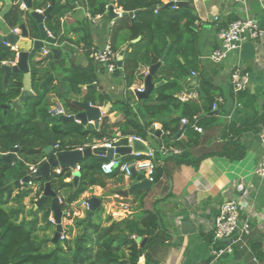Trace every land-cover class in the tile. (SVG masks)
I'll return each instance as SVG.
<instances>
[{"label":"trees","instance_id":"16d2710c","mask_svg":"<svg viewBox=\"0 0 264 264\" xmlns=\"http://www.w3.org/2000/svg\"><path fill=\"white\" fill-rule=\"evenodd\" d=\"M3 1V0H0ZM14 3L17 0H12ZM91 15L104 14L109 0H83ZM175 1V0H168ZM186 1L187 5L177 4L170 6L165 0H117V6L123 11L138 12L131 17L122 14L115 20L112 30V48L118 51L124 42H131L124 51V65L117 68V75L121 72L127 89L124 101L112 100L110 94L103 87L98 76V66L90 64L82 66L74 61L75 51L72 55H64L60 60L47 59L40 51H33L29 59L32 76V89L34 96L29 97L20 108L11 101L17 100L23 88L24 73L13 71L8 79L7 87L4 85V72L0 70V152L6 153L11 147L18 146L19 159L14 162L8 159H0V264H139L145 249L154 241L162 240V236L156 233L158 218L151 210H143L134 217L114 219L112 216L103 218L104 207L98 208L90 218L75 217L73 225H69L68 235L77 233L73 237L64 240L59 239L55 247L46 250L44 246L52 238L39 240L36 234L38 215L48 223L51 214V198L40 205L30 214L35 215L32 220L20 219L25 212L24 198L32 196L35 203L44 191L45 181L35 178L33 182L38 184L37 190L31 186L23 190V178L33 170V166L44 162L47 157L43 149L48 145L60 144V149L77 148L91 143L94 138H111L114 124H111L107 116L102 118L99 127L85 125L76 121H66L61 116L50 113V108L57 101L62 103L69 114H78L84 111L83 104L91 102L94 105L104 106L112 102L113 111H121L124 115L122 121L116 123L122 135L138 136L148 140V131L153 129L154 123L164 114L175 109H181V114L170 119L163 120L165 130L164 139L167 147L173 146L181 149V153L173 155L172 159L177 164L197 165L200 160L214 152L203 153L199 156L190 151L192 145L198 144L201 135L194 130L193 123L206 126L213 123L215 115L212 113L214 94L217 87L201 79L199 88L204 92V102L194 104L180 100L175 94L181 87V80L185 79L190 71L199 67V51L197 47L198 31L196 21L198 19L192 0ZM52 0H37L36 8L45 9ZM69 1L55 0L51 15L45 18V25L49 31L59 38L61 43L69 42L75 45L83 43L89 55L93 51L91 31L87 19L78 20L74 27L78 35L76 39L70 37V30L62 19L73 10ZM20 8L14 4L7 14L6 20L11 26H15L18 20ZM31 34L38 35V27L34 20L30 19ZM140 38L136 42L133 40ZM170 45L166 60L158 68L152 80L154 83L162 82L155 88L151 96L141 106L140 100H136L131 86L137 81L143 80L144 72L141 68L149 62L157 63ZM16 51L8 45L0 43V61L14 62ZM183 58V60H181ZM101 70L104 71L102 67ZM55 77L50 82L41 86L42 82L51 74ZM164 79V80H163ZM97 82L98 87L89 86ZM239 103L250 108L252 114L245 118L241 125L231 123L223 129L224 147L219 154L231 159L242 158L244 152L235 154L232 147H242L240 136L248 132L260 133L264 128V90L262 96L257 98L249 89L232 93ZM54 97V99H53ZM55 99H57L55 101ZM137 108L146 114V122L140 119ZM198 115V120L193 119ZM188 117L190 122L182 131L185 138L181 140V120ZM155 131H153L154 134ZM243 149V148H242ZM156 160L165 154L162 151H154ZM141 155L139 158H144ZM134 155L121 157V161L130 162ZM109 161L107 156L91 154L80 161L81 179L79 186L75 188L73 182L67 181L71 177L70 168H63L60 174L52 168L50 180L52 188L59 192L63 200V209L78 201L81 196L94 185H99L98 175H104L101 165ZM163 173L160 166L155 169V181H158ZM106 176L122 175L115 169ZM148 191H138L140 195L139 205H142ZM136 194V192H135ZM125 200H129L125 198ZM16 203L8 206L9 202ZM134 202V201H133ZM140 207V206H139ZM135 236H147L145 246H140ZM222 244L221 241H218ZM251 251L258 258L264 257V249L261 241L256 239L251 242Z\"/></svg>","mask_w":264,"mask_h":264},{"label":"crops","instance_id":"0c3cea01","mask_svg":"<svg viewBox=\"0 0 264 264\" xmlns=\"http://www.w3.org/2000/svg\"><path fill=\"white\" fill-rule=\"evenodd\" d=\"M62 1H69L74 6L73 10L62 19L65 26L70 30L72 39H76L78 36L74 30L78 20L87 19L94 48H101L108 41L112 42L111 28L118 17L112 19L105 12L100 19L92 22L87 16V12H90L83 0ZM165 2L169 1L165 0ZM192 3L198 17L196 29L198 31L199 67L194 70L196 72L195 76H192L190 71L186 78L181 80V87L176 91L175 95L182 101H190L201 105L204 102V92L199 88L201 79L204 78L217 87L214 94V102L218 99H220V102L218 103V108L212 110L215 119L213 123L203 126V132H199L201 135L200 142L190 147V151L195 156L207 152L214 153L202 158L197 165L177 164L172 159V156L181 153V149L165 145L163 136L165 130L163 129L162 121L176 117L182 111L181 109H175L162 115L155 122L158 124L159 129L154 127L149 129L148 140L143 139V141L147 142L153 151L160 150L165 154L159 160L154 159L156 165L162 168L163 173L159 180L153 184L152 188L147 190L148 193L142 205H139L140 195L137 194L138 191L127 198L129 200L107 193L109 189L125 188L127 185L135 183V180L124 175L112 177L105 174L98 175L106 182V188L104 189L100 182L99 185L91 186L78 201L72 203L71 217L68 218L69 222L64 224L65 234L70 237L66 230H69V225H73L74 216H86V208L80 204V201L96 195L103 198L104 219L108 216H112L114 219H122L127 216L134 217L143 210H151L156 214L158 218L156 233L162 236V240L154 241L145 249L139 264H264V257L258 258L251 251V242L256 239L261 241L264 249V179H260L255 174L262 151L260 133H245L240 136L242 147H232L231 151L235 154L240 153L241 150L244 152L242 158L231 159L218 153L222 151L224 143L227 141L222 136L224 127L231 123H235L237 126L241 125L244 119L253 112L250 108L241 105L237 97L232 95L234 89L230 71L235 64H240L242 68L250 73L251 81L247 89L259 99L262 96L264 90V38L245 43L239 52L231 53L222 62H215L211 58L212 51L220 46L218 32L221 25H227L236 18L248 15L259 20L264 29L262 7L255 0L250 2L248 6H243L233 0H192ZM109 6L110 2L108 9ZM120 8L123 10L115 2L114 9L120 10ZM76 12L77 15L74 18L73 14ZM216 16H219V22L215 21ZM24 19L26 21L25 16ZM70 44L72 45L71 50L75 51L74 61L84 67L90 64L97 65L99 67L97 72L99 80H104L107 83L105 88L111 99L124 101L127 96V89L122 78L123 72L117 75V70L113 74L107 73L105 67H103L104 71L101 70L102 66L92 59L91 53L87 54L88 52L83 48V43L79 45ZM130 44L131 42L129 41L122 43L117 51L118 55L121 51L128 49ZM147 69L148 67L144 65L141 71L144 72ZM139 83V81L134 83L131 86V90L133 91V88L138 86ZM134 96V101H138L139 99L135 93ZM137 101L136 104L138 103ZM56 104L62 105L58 101L54 105ZM99 107L102 110V118L107 116L110 123L114 124L111 138H105L113 140L114 134L122 135L118 126H115L116 123L123 120L124 115L122 112L113 111L111 101ZM215 110L217 111L216 113H214ZM137 113L142 122L145 123L147 119L143 110L137 108ZM101 123L102 121L97 124L87 123L86 125L99 127ZM183 125L184 123L181 120V131L179 133V135H182L181 140L185 138V134L182 131L187 127H183ZM159 130H161V134H156V131ZM153 131H155L154 134ZM97 139L99 138H94L91 143ZM130 155H134V159L138 158L134 153ZM238 178H243L248 184L249 198L254 211L251 219L253 230L250 235L245 237V243L233 244L232 252L216 255L215 251L224 247L230 241L216 240L214 238V220L219 214L221 204L230 197L238 196L237 191L233 187V181ZM67 181H72V175L67 178ZM32 188L37 190L38 184L34 183ZM32 195L24 198L25 212L20 215V219L25 218L26 221H29L34 218L35 215L30 214V212L32 209L36 210L37 208L36 202L34 203L32 200ZM15 205L17 204L12 201L8 204V206ZM38 218L36 234L39 240L52 238L53 241L47 242L44 248L49 249L51 244H54L52 248L53 246L55 247L56 224L52 222V214L49 216L51 226L47 225L48 223L42 218L41 213H39ZM40 233H43L41 234L43 238H40ZM137 237L139 236H135L136 241ZM141 237V241L137 242L143 247L146 245L148 238L147 236ZM218 241H221L222 244Z\"/></svg>","mask_w":264,"mask_h":264},{"label":"water","instance_id":"95a60500","mask_svg":"<svg viewBox=\"0 0 264 264\" xmlns=\"http://www.w3.org/2000/svg\"><path fill=\"white\" fill-rule=\"evenodd\" d=\"M37 0H17L14 3L12 0H3V5L0 6V43L8 44V46H13L17 53L18 58L14 64L8 62L0 61V70L4 72V85L7 87L9 76L13 71H22L24 73L23 78V88L21 94L15 101H11L18 105V107L22 108L24 102L29 98L35 95L32 89V76L30 72L29 59L33 51H40L41 55H44L45 58L50 59L54 58L55 60H60L64 55H72L71 48L72 45L69 42L61 43L59 38L50 34L49 29L45 25V18L51 15L52 6L55 3V0H52L51 4L48 5L47 8L43 9L42 12L38 11L39 8H36ZM110 6L109 9L106 10V13L109 14L110 18L116 19L118 17V13H116L114 9V3L117 0H109ZM14 4H17L20 8L18 12V20L15 26H11L9 22L6 20L7 14L11 11ZM187 5L186 1H170L169 5ZM138 10L135 11H123L122 14H128L133 17ZM26 18V21L24 19ZM32 19L36 22L38 27V35L37 37H33L31 34V27L29 24V20ZM18 28V32L15 33L13 28ZM140 38L133 40L132 42L138 41ZM170 45L162 55L161 59L155 63L151 64L149 62H145L148 67V74L143 77L144 82V91L140 92L137 89L135 93L137 98L141 101V105L144 104V101L148 99L151 94L154 92L155 88L162 85V82L154 83L152 80L153 75L157 72L158 68L162 65V63L166 60L167 54L169 52ZM123 54L124 51H121L118 55V65L120 68L123 67ZM54 73H51L41 84L44 86L52 79H54ZM89 86L97 87V83H93ZM91 102H86L83 104L84 111L78 114L61 115L63 119L66 121H75L79 119L81 123L87 124L88 120H95L96 123L99 121V117L102 115V110L99 106L91 105ZM217 111L215 110L214 113ZM187 125L184 124L183 127ZM156 134H161V130L156 131ZM114 140H112V146L100 147L99 149L92 150L89 147L84 149L80 148H66L61 150H56L54 145H48L43 149L46 154V158L43 163L36 165V169L29 171L25 177L23 178V190L25 191L29 182L33 181L35 178H42L45 181L44 191L39 199L36 200V208L42 205L48 197L51 198V214L55 221V235L54 240L57 242L60 239L61 234L64 231L63 225V217L66 212L63 209V204L61 201V197L59 192L52 188L50 176L52 172V168L60 167V168H70L76 169L80 161L88 157L91 154H97L102 156H107L109 159L113 158H121L130 154L136 153H149L151 151V147L147 142L138 139L131 138L129 135H113ZM261 139V135L259 134ZM18 146L11 147L10 150L6 153L0 152V159H8L16 162L19 159L17 154ZM131 178L135 180V183L127 185L125 188H116L109 189L107 193L115 194L122 198H129L136 191H145L153 186V182L150 181L145 174L137 173L135 169L132 170ZM81 179V171L75 170L72 173V181L75 187L79 186ZM98 179L102 183L104 189L106 188V182L103 180L101 176H98ZM87 203L86 209V218H90L91 215L102 206L103 198L93 195L89 198L84 199ZM83 203L82 201H80ZM142 237H137V241H141ZM227 239H223L222 241H227Z\"/></svg>","mask_w":264,"mask_h":264},{"label":"built area","instance_id":"2783aa9c","mask_svg":"<svg viewBox=\"0 0 264 264\" xmlns=\"http://www.w3.org/2000/svg\"><path fill=\"white\" fill-rule=\"evenodd\" d=\"M233 1L240 3L243 6H248L249 3L254 0H233ZM255 1L259 2V4L261 5L263 12V19H264V0H255ZM175 2H177V0H175ZM2 3L3 2L0 1V6L3 5ZM106 10H108V8ZM38 11L42 12L43 10L38 9ZM115 11L116 13L119 14L118 17L122 16L123 10L121 8L120 10L117 9ZM102 15L103 14H97L95 16H92L90 13L87 12V16L89 17V19H91L92 22H96L98 19L102 17ZM215 21L219 22V16L215 17ZM13 31L17 33L18 28L16 27L13 28ZM0 34H1V30H0ZM50 34L52 35L51 32ZM218 38L220 40V46L212 51L211 58L215 62H222L231 53L239 52L243 48V45L245 43L263 39L264 29L262 28L259 20H257L253 16L247 15L244 17L236 18L230 21L227 25H221L218 32ZM10 47L14 51H16V49L13 46ZM91 57L97 64H99L102 67H105V69L109 74H113L119 67L118 53L112 48L111 41H108L107 44L101 48H93ZM17 58H18V53L16 51L15 61L11 62V64H14ZM147 74H148V69L144 71V76H146ZM191 75L195 76L196 72L192 70ZM230 76H231L234 92L242 91L247 89V87H249L251 81L250 73L246 71L244 68H242L240 64H235L231 68ZM139 82H140L139 85L133 88L134 93L136 89L140 92L144 91L143 80L141 81L139 80ZM219 102L220 99H218L216 102L213 103V109L218 108ZM90 104L94 105L92 103ZM50 113H52L55 116L71 115L66 112L65 108L61 104H56L51 106ZM102 115L99 117L98 123L102 121ZM193 119L197 121L198 115H194ZM75 121L81 123L79 119H76ZM182 122L184 124H187L190 122V120L188 117H184L182 118ZM88 123L97 124L95 120H88ZM157 125H158L157 123H154L155 129L156 128L159 129ZM193 128L198 132H203V127L197 124L196 122L193 123ZM260 135H261L262 151L255 170V174L260 179H264V128L261 130ZM130 137L143 140L141 137L138 136H130ZM111 142L112 140L104 137L95 140L91 144H85L78 148L84 149L86 147H89L92 150L99 149L100 147L109 148L112 146ZM54 147L56 150H61L59 143H57ZM142 154L145 155V157L139 158ZM136 156L138 158L130 162H123L121 161L120 158L109 159V161H106L101 165V170L104 174H110L115 169H118L122 175L131 178L132 170L135 169L137 173L145 174L146 177L154 183L155 169L157 167L156 163L154 162V158H155L154 151L151 149L149 153H136ZM36 167L37 166H33V170L36 169ZM62 169L63 168L56 167L55 172L57 174H60L62 172ZM80 169H81V165L78 164L76 169H71V172L73 173L75 170H80ZM29 186L33 187L34 182L30 181ZM233 187L235 191H237L238 196L230 197L226 199L221 204L219 214L216 216L214 220V238L216 240H223L229 238V240L227 241H230L224 247L217 249L215 251L216 255H221L224 252H232L233 244L243 243V242L245 243L244 241L245 237L250 235L253 230L251 219L254 211L252 207V202L249 198L248 184L243 178H238L233 181ZM61 201L63 202L62 199ZM82 202L83 203L80 202V204L82 206H85V208L87 209L88 207L87 203L85 201ZM72 205L73 204H70L68 208L64 210L66 214L63 217V225L69 222L68 218L71 217ZM51 219L52 222L55 223L54 219L53 218ZM66 238L67 235L65 234V230H64L60 236V239L64 240Z\"/></svg>","mask_w":264,"mask_h":264},{"label":"rangeland","instance_id":"374dc122","mask_svg":"<svg viewBox=\"0 0 264 264\" xmlns=\"http://www.w3.org/2000/svg\"><path fill=\"white\" fill-rule=\"evenodd\" d=\"M76 15H77V12L73 14V17L75 18ZM88 18H89V17H88ZM105 71H106V69H105ZM107 73H108V72H107ZM104 74H106V73H104ZM101 83H102L103 87L105 88L107 83H106L104 80H103V81L101 80ZM91 126H92V125H91ZM78 206H79V205H78ZM75 215H76V214H75ZM75 217H77V215L74 216V218H75ZM68 228H69V227H68ZM76 233H77V229L74 228L73 233H72L71 235H69V236H70V237H73V235H75ZM41 234H43V233H40L39 236H40V238H43ZM52 245H54V244H51V247H50V248L48 247L49 249H46V250H50V249L52 248ZM53 247H54V246H53ZM139 263H140V262H139Z\"/></svg>","mask_w":264,"mask_h":264},{"label":"clouds","instance_id":"9594fccd","mask_svg":"<svg viewBox=\"0 0 264 264\" xmlns=\"http://www.w3.org/2000/svg\"><path fill=\"white\" fill-rule=\"evenodd\" d=\"M3 2V1H2Z\"/></svg>","mask_w":264,"mask_h":264}]
</instances>
